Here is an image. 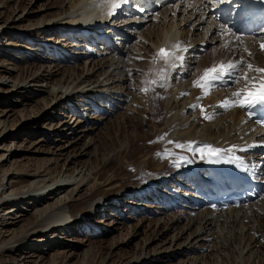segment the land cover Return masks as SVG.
Segmentation results:
<instances>
[{
	"label": "bare ground",
	"instance_id": "bare-ground-1",
	"mask_svg": "<svg viewBox=\"0 0 264 264\" xmlns=\"http://www.w3.org/2000/svg\"><path fill=\"white\" fill-rule=\"evenodd\" d=\"M10 1L0 2V19L4 18L7 10L16 13L17 9L23 7L24 0H20L18 7L11 6ZM33 1H28V6L32 4L31 12L30 9L26 11L27 6H24V10L16 13L17 17L7 14L0 24V46L11 51H0L2 55L10 56L0 60V66H3L0 76L15 80L13 86L17 88L13 94L17 93L21 101L22 89L29 87L27 83L41 81L59 83L61 90L52 89L58 94L72 86L74 96L80 91H95L99 87L102 91L110 89L127 96L130 89L136 86L130 84L131 79H140L141 86L146 84L145 81H155L163 65L167 68L166 85L174 84L172 86H177L180 92L189 89L192 99L189 104L186 100L180 102L175 99L171 102V93L165 100V105H170L169 111L173 112L167 132L162 135L163 148L168 151L164 154L170 155L168 162L178 165V170L172 174L163 170L167 161L163 159L166 157L152 159L147 153L144 159H152L156 166L143 168L141 171L144 176L140 181L119 182L121 179L114 178L115 175L105 172L107 175L103 176L100 167L78 159L80 154L89 155L86 144L79 155L75 146V152H68V157L71 156L68 165H73H70L72 168L66 167L65 171H70L69 174H62L61 177L51 175L52 178L47 180V177H43L49 174V170L45 173L47 168L39 171L38 166L31 176L28 174L31 169L20 164L15 157L27 145L6 147L7 152L0 156L8 153L6 160L14 164L15 171L10 174L11 165L0 168V196L8 198L0 202V259L2 253L8 252L17 264H93V255L89 250L94 237L105 240L104 235L119 230L107 258L115 260L114 264H207V258L219 254L229 225L231 229L232 226L239 228L238 234L240 232L239 235L245 237L247 251L251 254L264 252V226L260 225L264 218V129L252 121L248 109L241 116L238 114L241 107L221 106L226 100L241 99L233 93L245 89L246 84L251 83L241 78L247 71L246 63L264 68V51L260 48L261 43H264V31L238 34L230 26L229 20L220 16V12H214L213 9L218 6L215 0H149L150 3L146 5H139V0H116L120 6L115 9H111L104 0H62L56 6L49 3L41 7ZM54 7H58V10L44 12ZM110 11L113 14H109ZM29 16L35 18L29 19ZM26 21L29 23L18 25ZM224 29L230 30V33L221 35ZM6 31H10L7 32L10 38H18L25 45L18 47L6 40L7 43H3L2 36ZM109 36L111 41H105ZM161 43L168 46L169 52L174 51L173 45H180L175 55L184 57V60L175 62L176 67H169L173 61L166 62L160 56L155 60ZM207 47L212 49L208 51ZM16 52L27 55L26 63L29 64L21 67L12 61L25 60L24 57L15 56ZM248 52L252 55L249 56ZM210 53L220 57L209 67L219 65L221 61L227 64L243 60L245 64L240 65L243 71H233L207 89L195 88L191 83L193 75L207 63L206 56ZM45 61L47 65L41 70ZM45 69L50 73L43 74ZM248 75H255L259 79L260 74L248 72ZM16 80L20 82L16 83ZM91 85V88L86 89ZM199 91L211 92L218 97L213 105L211 100L205 103L211 120L204 119L200 114L202 110L196 109L197 103L204 104L197 98ZM40 102L42 109L33 114L44 117L46 113L50 119L49 132L55 138V148L58 147L57 151L52 149L51 154L58 158L64 149L76 143V139L70 141L67 133L62 135V130L69 122L61 117L67 116V112L59 109L49 115L53 101L46 100L45 104L44 101ZM62 106V109L73 112L71 117L75 115L74 122H71L75 127L89 119L79 108L74 111L72 106ZM222 110L228 113L218 116ZM227 114H233L234 120L225 119ZM105 116L99 114L92 121L97 126L104 122V118H108ZM55 119L59 123L54 125ZM28 120L27 116L21 117L20 124H27ZM130 122V126H135L134 120ZM92 125L83 130L84 135L87 130L94 128ZM7 128L10 129L6 135L12 131L14 133L11 136L20 134L16 126ZM71 133L77 136V129ZM125 143L120 145L122 148L116 154H111L112 161L119 162V155L123 152L126 157H129L128 154L131 156L129 146ZM206 144L219 145L225 150L233 149V146L235 148L213 157L215 162H209L208 156L201 159L200 153L195 150ZM193 160L201 163L193 164ZM51 166L47 167L50 169ZM237 176L258 183L260 191L255 199L239 206L210 209L205 205L203 191H196L205 189L212 182H236ZM10 178L12 181L9 185L7 181ZM99 213L103 214L98 216ZM135 220L136 223H133ZM20 221L23 224H18ZM75 232H84L87 239L71 238L70 234ZM56 245L67 248L63 252L56 249L52 255L48 253ZM82 245H88L90 249H83ZM131 245L133 248L126 250ZM116 248L118 252L114 251ZM123 249L129 256L120 258L118 253ZM246 249L242 252H246Z\"/></svg>",
	"mask_w": 264,
	"mask_h": 264
},
{
	"label": "rangeland",
	"instance_id": "rangeland-1",
	"mask_svg": "<svg viewBox=\"0 0 264 264\" xmlns=\"http://www.w3.org/2000/svg\"><path fill=\"white\" fill-rule=\"evenodd\" d=\"M3 1L4 0H0V2H3ZM28 1L29 0H24L22 2L23 7L21 9L24 10V6H27L26 11H28L31 8L32 4L28 6ZM61 1L62 0H34L33 3L37 4L38 7H41V5L43 4H49V3L56 6L57 4L61 3ZM9 3L11 6L15 5V7H18L20 5L19 4L20 0H12ZM9 8H12V7H9ZM21 9L20 8L17 9L16 13L20 12ZM57 10H58V7H54V8H49L48 10L47 9L44 10V12L53 13ZM31 11L32 10L30 9V12ZM16 13H12V11L8 12L7 10L6 14L4 15V18L6 19L8 15L11 17L16 16L17 15ZM4 18L0 19V24L2 23V21L5 20ZM28 18L34 19L35 17L29 16ZM26 23L28 24L29 21L28 22L26 21L24 23H19L18 25L23 26ZM7 32L10 33V31H6V33L2 36L3 43H7L6 41H11L18 47L19 45L21 46L25 45V43L21 42L18 38H10V35H7ZM5 49H8V50H5ZM210 49L212 48L207 47L208 51ZM0 51H7L8 53H11L9 48L3 47V46H0ZM19 53L20 52H16L15 56L17 57L20 56L21 58L24 57L25 60L23 59L22 60H17V59L12 60L11 59V60L21 67H23L24 65H28L29 62L26 63L27 55H22ZM3 55L0 52V60L10 57L7 54L4 56ZM50 56H53V55H49V57ZM219 57L220 55L218 56V54H215V55L212 53L207 54L206 56L207 63L205 65H208V62H211L212 60H213L212 63L214 61H217ZM5 62L6 61H4V63ZM65 62L70 66H75L74 64L70 62H67V61ZM43 65L44 66L42 67L41 70H43V68L46 67L45 65H47V62L46 61L43 62ZM204 66L200 68V71L197 74H195L197 76L193 75L194 76L193 80L198 79L199 75L204 73V70H205V69L203 70ZM163 68H164V65H163ZM1 70H3V66H0V74L2 72ZM48 73H50V71L46 72V69H45V72H43V74H48ZM148 75L150 76L149 73ZM59 77L60 76H57L56 78H59ZM136 78L131 79L130 84L133 86L134 85L136 86L138 85V86L132 87L130 89L131 90L130 93L127 96L126 94H124L125 96L123 94L121 96L120 92L118 91L114 92V91H111L110 89L108 90L105 89L102 91L101 90L102 88L100 87L96 88L95 91H88V90L80 91L77 93V95L74 96V93H73L74 91L71 92L72 86H70V88L68 87L67 90L66 88H64L63 89L64 92L63 93L59 92L58 94V92L54 93L52 89L55 88L56 89L55 91L61 90L62 88L59 87L60 85L59 83H56V82L49 83L48 81H43V82L41 81V82H36V83L30 82V83H27V87L29 86L28 88L22 89L23 100L21 101L22 98L17 97L16 96L17 93L13 94V92L17 88L13 86V84L15 83V80L10 77L6 78V77L0 76V154L6 153L7 152L6 147L8 146L14 147V144H17L18 146L20 144H23V146L27 145V148L25 150L23 149L20 152H18L15 157L19 160L20 164L24 165L26 168L29 167L28 169H31L28 172V174H31V176L34 175L33 174L35 172L34 169L37 168L38 166L40 167L39 171L40 170L42 171L45 168H47V171L45 173H47L49 170V174L48 176L47 175L43 176L44 178L47 177V180L51 179L54 175H55L54 177L56 176L61 177L62 174L63 176L65 174H69L70 171L68 173H66L65 171L66 167L68 166V168H72L71 166L73 165L72 164L68 165L69 161L71 160L70 159L71 156L68 157V152L73 153L75 152V150H78L79 152L77 154L79 155L81 150L85 148L86 144L88 147L89 155L84 154V153L80 154L78 159L85 163L90 162L91 165L96 166V167L98 166V168L100 167L99 169L103 171V174H104L103 176L107 175V173L115 175L114 178L118 180L121 179L119 182L124 183L127 181L129 182L130 181L136 182L138 180L140 181L144 176V172H142L141 170L145 167L153 168L154 166H156L154 164L155 162L152 161V159H156V158L163 159L164 157H166L163 160L164 161L167 160L166 162L168 164L166 165V162L164 163L165 165L163 167V170H166L164 172H169L171 174L176 172L178 170L177 163L168 162V160L170 159V155H165L168 151L164 150L163 148L162 135H164L167 132V124L169 122V118L173 114L172 110L169 111L170 105L169 106L165 105V103L167 102L165 100H168L167 98L169 97V94L172 93L173 99L171 100V102H173V100L175 99H176L175 101L180 100V102H185L186 100L188 101V104H189V101L192 99L191 91L186 88V89H183L184 91L182 90L183 92H180L181 90L179 91L177 86H172L174 84H170L171 87L170 85L167 86L166 79L161 80L159 75L156 77V80H155L157 81V83L152 84L151 81L149 80V81H145L146 84L144 83L142 86H141L142 83L139 82L140 79L138 80V78L137 79ZM28 80H31V78H29ZM192 81L191 83H193L192 85H194V82ZM18 82H20V80H16V83ZM92 86L93 85L88 86L86 87V89L91 88ZM197 88L201 89L199 87ZM144 89H148V90L144 91ZM97 90L99 92V95H98ZM205 92L206 91L197 92V98H199L201 101H204V103H206L207 100H211L212 105L215 104L218 100V97L213 96L211 92L209 93L207 92L205 93ZM57 96L59 98H56ZM24 97L25 98L27 97L28 99L24 100ZM46 100L53 101L52 103L53 108H51L50 111L48 112L49 115H52V113L56 112L57 110L59 111V109H61L60 110L61 112H64V111L67 112V116L61 117L62 120L65 119V121L69 122V124L65 125L64 129L62 130V135L67 133L66 136L71 138L70 141L71 140L73 141V139L74 140L76 139L75 140L76 143H74L72 147H68L64 149V152L58 158H56L57 157L56 155L51 154V150L53 149L57 151L56 149L58 147L55 148L56 144L54 142L55 140H53L55 138L53 137V134L49 132L50 131V127H49L50 119L46 117L47 115L46 113L44 114V117H41V115H38L37 117L35 114H33L35 111L37 112L42 109L43 105L41 104L40 101H44V104H45ZM64 104L69 107L72 106L74 111L76 110L78 111V108H79L81 110L80 112H85L88 115L89 119L84 120V122L80 123L77 127H75V125L71 124V122H74L76 117L75 115L71 117L73 113L72 111L62 109L63 107L62 105ZM196 105H197L196 106L197 110L199 106H200L199 107L200 109L201 108L203 109L204 105H205V109H207V104L200 105L199 103H197ZM189 109L190 111L193 110V108H189ZM104 111L108 113L104 114L103 113ZM226 113H228V111L222 110V112H220L218 116L225 115ZM244 113H246V108L238 109V114L242 116L244 115ZM99 114L106 115L105 117H108V118H104V122L98 123L97 124L98 127H97L96 123L92 121V118L96 117ZM204 114L205 113H202L203 116L201 115L203 118L205 116ZM206 115L208 116V113ZM26 116L29 118V120L27 121V124L26 123L20 124V118L21 117L25 118ZM34 119L36 120L33 121ZM225 119L234 120V116L233 114L232 115L227 114L225 116ZM130 120H134L135 126H130L129 124L131 123ZM13 123L14 124L16 123V124L13 125ZM55 123L58 124L59 120L58 119L53 120L52 124L55 125ZM91 125L94 128L87 130V133L84 135L83 130L88 127H91ZM6 126L7 127L16 126L17 127L16 130L20 129L19 130L20 134L18 136H11V134L14 133V131H12V133H9L8 135H6L7 131L10 129V128H7ZM73 127L77 129V136L71 133L73 130H75L73 129ZM124 142H126L125 144L129 146V151L131 153V156L129 154L127 156H129L130 158L126 157L123 152L122 154L119 155L120 161L122 162L112 161V159H110L111 154L113 152H115L116 154L117 153L116 151L117 150L119 151L122 148L120 147V145L123 144ZM74 146L76 147L75 150L73 149ZM36 149H37V152H35ZM38 149L40 150L38 151ZM114 149L116 150L114 151ZM71 150H74V151L71 152ZM147 153L150 154L151 156L150 158H152L151 160L144 159L145 156L148 155ZM7 154L0 156V163L4 160L0 166L1 169L7 168L9 165H11L10 161L6 160ZM185 157H187V155ZM139 161H141V163ZM156 161L158 162L159 160H156ZM192 163L194 164V163H199V162H197L196 160H193ZM47 166L48 167L51 166V168L49 169ZM10 168L12 170L10 172L11 174L13 173V171H15L14 164H12ZM105 172L107 173L105 174ZM141 172L143 174H141ZM37 177L41 178V176L40 177L37 176ZM127 177L129 180L127 179ZM27 180H29L28 177H27ZM11 181L12 179L10 178L7 181V183L10 185ZM2 199L7 200L8 198L4 196H0V202L2 201ZM9 203L10 202H8L6 205H8ZM102 214L103 213H99L98 216ZM21 223L23 224V222L21 221L18 224H21ZM133 223H136V220ZM260 225L262 227L264 226V218L261 220ZM230 227L231 225H229L226 228L227 230H225L224 244L221 247L219 254L217 252L218 254L217 256L211 255L209 258H207L208 260L207 264H219V263L220 264H248V263L264 264V261H263L264 252H255L254 254H251L249 250L247 251L246 249L247 246H244L245 237H242L241 235H239L240 232L238 234L239 228L232 226V229H231ZM118 231L119 230H112L110 232L111 234L109 233L107 235H104V237L106 238L105 240H101V239H98L97 237H94L95 239L92 240L93 242L91 245L92 246L91 249H90V246L88 245H85V246L82 245L83 249H86V250L90 249L89 251L94 256V257L92 256L93 264H111V263L114 264L116 262L113 259L107 260V258L111 252L110 247H111V243L113 239L118 237L117 235H119ZM226 232H228L229 234ZM83 233L84 232H80V233L75 232L74 234L72 233L70 235H71V238H74V239L86 240L87 237H85ZM141 237L142 236H140L139 238ZM62 243L66 244L63 241ZM66 248L67 247H61V245H58V246L56 245V246H53L52 249H49L48 253L52 255V254H55L56 249H59L62 251V250H66ZM131 248H133V245H131L130 248H126V250H129ZM244 248L246 249L247 253L245 251L242 252V250H245ZM91 250H94V251L92 252ZM126 250L123 249L118 253L120 255V258L124 256L127 257V255L129 256V254L126 253L127 252ZM114 251L118 252L117 248ZM248 253L250 257L247 255ZM255 255L258 257L261 256V258H258ZM10 256L11 255L8 254V252L2 253L0 264H13V263L17 264V262L16 261L14 262V260H12ZM105 257L106 259L104 260ZM249 258L251 259L249 260ZM256 259H257V262L255 261Z\"/></svg>",
	"mask_w": 264,
	"mask_h": 264
},
{
	"label": "snow or ice",
	"instance_id": "snow-or-ice-1",
	"mask_svg": "<svg viewBox=\"0 0 264 264\" xmlns=\"http://www.w3.org/2000/svg\"><path fill=\"white\" fill-rule=\"evenodd\" d=\"M105 3L110 4L111 9L118 8L120 6L119 3L116 2V0H104ZM215 2L218 5L227 4L232 6L234 4V0H215ZM229 12L231 11V7L227 9ZM109 14H113L112 11L109 12ZM225 32H229L230 30L224 29L221 32V35H224ZM238 39V38H237ZM260 48L262 51H264V43H261ZM174 51L169 52L165 49H161L160 53L158 55L161 57V59L168 61H173L169 64V67H176L175 62H182L184 60V57L175 55V50L180 49V45L176 44L173 45ZM245 51H248L245 49ZM248 55L251 56L252 53L248 52ZM241 64H245V61L241 60L239 63L235 62H229L227 64L221 63L219 65H214L212 67L206 68L204 70L203 75L195 81V86L199 88H209L212 86V84L216 81L224 79L229 73L233 71H243V69L240 68ZM246 69L247 71H244V75L241 77L246 82H251L250 84H246L245 89H242L241 91L234 92L233 95L236 97H242L241 99L237 101H224L222 102V107H241L246 109H254L257 105L264 106V68L261 67H254L251 63H246ZM248 72L252 73H258L259 79L253 75L249 76ZM167 69L162 68L159 70L158 75L160 76L161 80L167 79ZM151 83L155 84L157 81H151ZM148 89H144V91H147ZM243 93V95H242ZM203 111V109H201ZM254 113L252 111H249V115H253ZM204 119L211 120V116H204ZM258 124H264V120L258 119L254 121ZM179 147H183V145H178ZM235 146H233V149ZM233 149L225 150L223 148L219 147H212L210 144H206L201 149H195L198 151L201 155V159L205 157V154L209 157V162H215L213 157H219L222 153H225L226 151H232ZM241 151H244V149H241Z\"/></svg>",
	"mask_w": 264,
	"mask_h": 264
}]
</instances>
